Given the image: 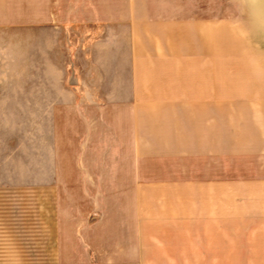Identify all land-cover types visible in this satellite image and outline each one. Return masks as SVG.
I'll return each mask as SVG.
<instances>
[{
    "label": "crops",
    "instance_id": "crops-1",
    "mask_svg": "<svg viewBox=\"0 0 264 264\" xmlns=\"http://www.w3.org/2000/svg\"><path fill=\"white\" fill-rule=\"evenodd\" d=\"M195 1L183 21L133 17L129 103L122 56L120 100L96 110L98 142L133 177L104 264H264V0L233 19ZM15 250L0 247V264Z\"/></svg>",
    "mask_w": 264,
    "mask_h": 264
},
{
    "label": "rangeland",
    "instance_id": "rangeland-1",
    "mask_svg": "<svg viewBox=\"0 0 264 264\" xmlns=\"http://www.w3.org/2000/svg\"><path fill=\"white\" fill-rule=\"evenodd\" d=\"M255 2L203 4L210 19H228ZM197 3L0 0V247L16 249V264H104L103 251L119 247L111 237L133 177L120 175L119 146L98 142L105 116L96 110L120 100L122 56L129 103L133 17L167 25Z\"/></svg>",
    "mask_w": 264,
    "mask_h": 264
}]
</instances>
